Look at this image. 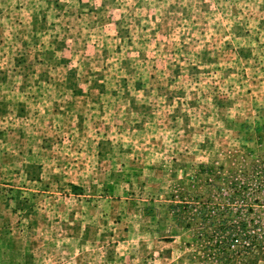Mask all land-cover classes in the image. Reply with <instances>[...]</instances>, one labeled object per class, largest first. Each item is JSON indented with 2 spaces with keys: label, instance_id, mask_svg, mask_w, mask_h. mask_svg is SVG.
Returning a JSON list of instances; mask_svg holds the SVG:
<instances>
[{
  "label": "rangeland",
  "instance_id": "374dc122",
  "mask_svg": "<svg viewBox=\"0 0 264 264\" xmlns=\"http://www.w3.org/2000/svg\"><path fill=\"white\" fill-rule=\"evenodd\" d=\"M264 264V0H0V264Z\"/></svg>",
  "mask_w": 264,
  "mask_h": 264
},
{
  "label": "trees",
  "instance_id": "16d2710c",
  "mask_svg": "<svg viewBox=\"0 0 264 264\" xmlns=\"http://www.w3.org/2000/svg\"><path fill=\"white\" fill-rule=\"evenodd\" d=\"M250 262H251V258L248 259V263H246V264H250Z\"/></svg>",
  "mask_w": 264,
  "mask_h": 264
}]
</instances>
